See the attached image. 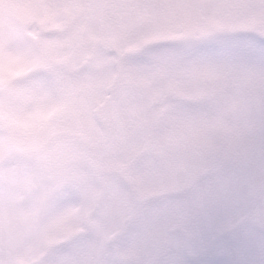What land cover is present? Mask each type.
I'll return each mask as SVG.
<instances>
[{"label":"snow or ice","instance_id":"6c2138e0","mask_svg":"<svg viewBox=\"0 0 264 264\" xmlns=\"http://www.w3.org/2000/svg\"><path fill=\"white\" fill-rule=\"evenodd\" d=\"M0 264H264V0H0Z\"/></svg>","mask_w":264,"mask_h":264}]
</instances>
